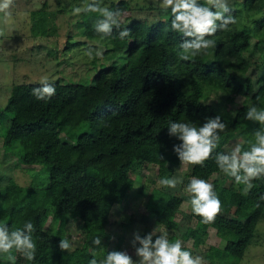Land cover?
<instances>
[{
    "label": "trees",
    "instance_id": "obj_1",
    "mask_svg": "<svg viewBox=\"0 0 264 264\" xmlns=\"http://www.w3.org/2000/svg\"><path fill=\"white\" fill-rule=\"evenodd\" d=\"M198 2L205 4L206 0ZM241 6L256 16L254 46L264 51V0H242L230 15L236 18ZM106 7L122 14L133 9L127 0L112 1ZM156 8L158 17L153 21L122 15L120 28L114 27L108 37L96 33V22L90 19L101 17L99 13L86 17L81 12V34L100 40L109 59L90 83L49 82L56 93L47 101L32 95L40 82L11 87L0 109V117L9 113L6 135L18 147L19 163L39 164L47 174L44 186L0 187V225L9 231L22 228L25 222L35 227V260L24 258V264H89L93 254L99 264L108 252L115 251L117 243L110 246L105 225L115 198L127 192L129 175L152 164L160 178H169L171 165L180 161L173 148L182 141L170 135L169 122L200 127L217 115L226 124L218 133V147L204 166L189 165L192 177L214 185L222 209L214 222L205 224L192 212L189 200L195 224L185 228L182 238L197 246L212 227L224 245L208 246V263L238 264L241 260L264 211V201H259L264 196V178L254 180V187L245 195L243 185L224 177L215 156L227 154L223 145L232 138L241 140L242 151L249 150L255 142L254 133L264 127L246 119L251 106L264 108V65L252 79L257 60L243 54L253 35L237 22L207 37L215 41L214 47L192 60H181L179 46L187 38L171 30V9ZM30 14V34L44 35L45 13L40 8ZM124 29H129L130 35L120 39L119 32ZM210 90L221 94L217 102L207 101ZM237 99L238 105L229 111ZM181 202L177 193L152 186L143 212L155 225L170 231L176 227L174 215ZM50 213L60 221L54 232L43 227ZM69 216L81 222L83 240L81 245L61 251L60 228ZM97 235L102 238L101 247L92 244Z\"/></svg>",
    "mask_w": 264,
    "mask_h": 264
},
{
    "label": "rangeland",
    "instance_id": "obj_2",
    "mask_svg": "<svg viewBox=\"0 0 264 264\" xmlns=\"http://www.w3.org/2000/svg\"><path fill=\"white\" fill-rule=\"evenodd\" d=\"M116 0H97L101 7H106ZM131 11H124L123 15L145 19L156 20L161 0H127ZM242 0H228L231 10L239 8ZM92 0H13V4L6 11L10 16L0 12V109L4 107L11 87L17 83H39L41 79L47 78L48 82H77L90 83L97 69L108 63L105 46L97 38H89L81 34V13L73 14L75 7H86ZM44 3V4H43ZM43 4V5H42ZM42 9L45 13V24L47 26L44 35L32 36L30 34L31 11ZM241 12L237 10V25L247 27L253 38L250 48L244 52L245 57L250 55L256 59L255 70L252 72V79H255L258 70L264 65V51L259 52L254 46L257 32L252 31L253 19L245 8ZM248 12V13H247ZM91 12H85L88 17ZM102 17L93 16L91 21L95 23ZM70 44V45H69ZM99 47L103 50V57H97L93 62L84 55L89 47ZM249 74V71L246 72ZM221 96L218 91L210 90L207 101L217 102ZM238 99L228 107L233 111L238 105ZM9 124V113L0 117V187L10 184L39 187L47 183V174L39 164L23 165L18 161V147L13 145L6 129ZM238 138L229 139L223 149L230 153L238 145ZM169 178H177L182 181L175 188H168L158 184L160 178L157 175L155 165L147 164L138 172H132L128 179L127 192L118 196L111 207L108 223L105 231L110 236V246L115 242V251H127L136 264H139L140 257L136 255L135 247L132 244L134 233L139 232L141 237L157 229L153 236V242L160 234H167L168 239L174 237L180 240L182 246L192 250V254L202 256L206 261L205 250L208 246L223 247L224 241L220 240L214 228L208 227L203 241L192 246L190 241L182 238V233L187 226H194L195 220L190 213L189 200L191 194L186 191L187 185L193 178L190 175L191 166L179 161L171 165ZM226 179L231 176L224 174ZM154 186L161 191L177 193L182 202L175 211L174 219L176 227L173 230H164L145 216L143 212L144 202L147 199L150 188ZM60 221L55 219L51 213L48 214L43 227L48 232H54ZM61 237L67 238L72 247L81 245L83 233L81 222L74 216L67 217L60 228ZM109 245V244H108ZM16 256L15 264H24V257L13 251ZM0 264H11L6 255L0 258ZM207 264L208 261H207ZM238 264H264V211L255 225L252 238L247 245L243 256Z\"/></svg>",
    "mask_w": 264,
    "mask_h": 264
},
{
    "label": "clouds",
    "instance_id": "obj_3",
    "mask_svg": "<svg viewBox=\"0 0 264 264\" xmlns=\"http://www.w3.org/2000/svg\"><path fill=\"white\" fill-rule=\"evenodd\" d=\"M13 4V0H0V12L10 16L6 11ZM160 7L167 11L171 9V30L182 34L185 39L180 48L179 58L189 61L205 53L207 49L215 46V41L207 37L214 36L218 30H225L230 24H235L236 18L230 15L231 9L228 0H206L201 4L198 0H161ZM81 12H97L102 17L94 25L95 31L102 37L111 36L113 28H120L122 13L107 7H101L97 0H92L86 7H75L73 14ZM130 35L129 29L119 32V38L124 39ZM84 55L90 60L103 57V50L99 47L89 46ZM41 87L34 88L32 95L37 100H49L55 95L56 89L47 78L40 80ZM246 119L254 120L264 126V108L251 106L246 113ZM226 124L219 115L207 118L203 126L196 127L190 123L170 121L169 133L176 136L182 143L174 146L173 151L183 164L204 166L212 157L220 141L219 132H223ZM255 142L250 149L242 151L236 145L230 153H217L215 163L226 175L234 178L237 185H243V194H247L253 187V181L264 178V127L254 133ZM163 159V157H160ZM182 183L177 178H162L158 184L168 188H175ZM186 191L191 194L190 204L192 212L202 218L205 224L215 221L221 212L222 202L214 189V185L205 179L193 177L187 185ZM264 201V196L259 197ZM259 201L256 207H260ZM35 227L31 222H25L22 228L9 231L6 225H0V254H5L11 264H15L16 256L13 251L21 254L28 261H34L37 245L33 239ZM157 229L141 237L139 232L134 233L132 241L135 252L140 257L139 264H207L200 255H193L190 250L182 247L180 240L171 242L167 234H160L153 242ZM92 244L101 247L102 238L97 235ZM61 251L72 248L67 238H62L58 245ZM89 264H98L97 259ZM99 264H136L127 251H111Z\"/></svg>",
    "mask_w": 264,
    "mask_h": 264
}]
</instances>
